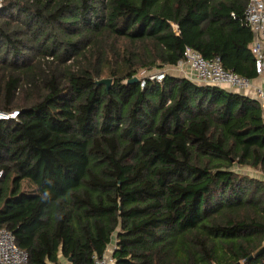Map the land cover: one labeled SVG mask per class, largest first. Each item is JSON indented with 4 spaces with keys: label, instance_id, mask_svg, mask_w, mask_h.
<instances>
[{
    "label": "trees",
    "instance_id": "1",
    "mask_svg": "<svg viewBox=\"0 0 264 264\" xmlns=\"http://www.w3.org/2000/svg\"><path fill=\"white\" fill-rule=\"evenodd\" d=\"M1 1L0 111L19 117L0 123V229L28 264H93L114 239V264H264V180L236 171L264 176L260 103L141 87L187 48L255 79L248 0Z\"/></svg>",
    "mask_w": 264,
    "mask_h": 264
},
{
    "label": "built area",
    "instance_id": "2",
    "mask_svg": "<svg viewBox=\"0 0 264 264\" xmlns=\"http://www.w3.org/2000/svg\"><path fill=\"white\" fill-rule=\"evenodd\" d=\"M2 8L3 3L0 0V10ZM243 22L254 35L251 51L255 60L257 76H264V0H248ZM176 69L183 74L185 79L196 84L222 89L229 88L235 91H248L252 88L251 80L226 70L219 58L205 59L199 52L191 48L185 50L183 59L178 63ZM165 74V72L150 74L142 72L141 87H145L146 79L162 82L165 79ZM255 96L264 109V91L261 88L255 89ZM18 117V111L11 113L0 111V123L17 121ZM1 176L0 173V178ZM115 249L102 257L94 256L93 264H114L112 254ZM0 264H28L27 252L17 246L13 233L7 229H0Z\"/></svg>",
    "mask_w": 264,
    "mask_h": 264
},
{
    "label": "crops",
    "instance_id": "3",
    "mask_svg": "<svg viewBox=\"0 0 264 264\" xmlns=\"http://www.w3.org/2000/svg\"><path fill=\"white\" fill-rule=\"evenodd\" d=\"M252 33V32H251ZM253 42H254V35L252 33V39H251V43L249 45V49H251L252 45H253ZM173 70H177L176 67H168L165 69V73L166 74H169V75H172V76H175V77H179V78H184L183 74L179 71H176L178 74V76L176 75H173L172 72ZM252 82V88L248 91H235V90H231L229 88H223L224 90L228 91V92H231V93H237V94H240V95H244L246 97H249V98H252V99H257L256 96H255V89L257 88H261L263 91H264V76H257L255 79H252L251 80ZM263 116H264V109H263ZM116 247V239L113 240V243L110 245L107 253H110L112 252V250ZM63 264H69V263H63Z\"/></svg>",
    "mask_w": 264,
    "mask_h": 264
},
{
    "label": "rangeland",
    "instance_id": "4",
    "mask_svg": "<svg viewBox=\"0 0 264 264\" xmlns=\"http://www.w3.org/2000/svg\"><path fill=\"white\" fill-rule=\"evenodd\" d=\"M176 71H178V70H176ZM176 71L173 70L172 74L178 76L179 73H177ZM151 73H153V72H151ZM197 85L204 86L201 84H197ZM236 171L242 175L249 176L251 178H257L260 180H264V176L260 172L253 170V169H250V168L236 169Z\"/></svg>",
    "mask_w": 264,
    "mask_h": 264
},
{
    "label": "water",
    "instance_id": "5",
    "mask_svg": "<svg viewBox=\"0 0 264 264\" xmlns=\"http://www.w3.org/2000/svg\"><path fill=\"white\" fill-rule=\"evenodd\" d=\"M139 80L137 78H134L131 83H138ZM111 83H112V80L108 79V80H102V81H99L97 82L98 85L100 84H103V85H106L107 88H110L111 86ZM261 255H264V247L260 250V252L257 254V257L261 256Z\"/></svg>",
    "mask_w": 264,
    "mask_h": 264
},
{
    "label": "clouds",
    "instance_id": "6",
    "mask_svg": "<svg viewBox=\"0 0 264 264\" xmlns=\"http://www.w3.org/2000/svg\"><path fill=\"white\" fill-rule=\"evenodd\" d=\"M47 195V193H45V196Z\"/></svg>",
    "mask_w": 264,
    "mask_h": 264
}]
</instances>
